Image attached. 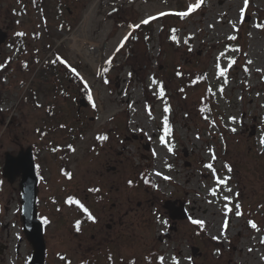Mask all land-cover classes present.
<instances>
[{"label": "rangeland", "instance_id": "1", "mask_svg": "<svg viewBox=\"0 0 264 264\" xmlns=\"http://www.w3.org/2000/svg\"><path fill=\"white\" fill-rule=\"evenodd\" d=\"M198 1L0 0L8 33L0 47V164L5 151L34 148L48 258L61 252L77 262L104 242L110 251L95 257L111 253L114 264H125L120 257L131 264H264V28L257 27L264 0L246 7L244 0H207L176 14ZM83 42L97 47L96 66L80 53ZM53 48L79 65L89 91H79L56 55L50 61L58 71L43 77L40 65ZM29 85L43 86L39 107L22 100ZM80 125L83 133L60 160L68 129ZM18 182L0 181V264H26L31 256ZM97 188L103 199L92 214L99 221L76 234L73 204ZM166 199L188 212L169 239L162 236Z\"/></svg>", "mask_w": 264, "mask_h": 264}, {"label": "water", "instance_id": "2", "mask_svg": "<svg viewBox=\"0 0 264 264\" xmlns=\"http://www.w3.org/2000/svg\"><path fill=\"white\" fill-rule=\"evenodd\" d=\"M247 19L249 18L247 17ZM0 36H2L1 33ZM19 173L22 174L20 187L22 190L21 217L23 230L33 248L32 256L28 264H43L45 258V241L41 221L37 218L36 213L37 176L29 148L20 151L16 156L6 153L3 175L10 181H13V177ZM169 211L170 215L175 218H185L187 216V212L182 205L176 207L175 210L169 208ZM193 250L196 251L198 248L193 247Z\"/></svg>", "mask_w": 264, "mask_h": 264}, {"label": "flooded vegetation", "instance_id": "3", "mask_svg": "<svg viewBox=\"0 0 264 264\" xmlns=\"http://www.w3.org/2000/svg\"><path fill=\"white\" fill-rule=\"evenodd\" d=\"M0 28H2V27H0ZM2 29H4V28H2ZM42 91H43V89L42 90L40 89L38 93H41ZM36 98L38 99V95L36 96ZM47 112L49 114L50 113V110H48ZM80 127L82 128L83 126L81 125ZM52 128H53L52 130H54V126H52ZM52 130L49 129V131H52ZM55 130H57V129H55ZM45 133H46V131L43 130V131H41L40 135L43 136ZM28 147H30L31 150H33V154L35 155L36 152L34 151V148L31 145H28ZM43 147L46 148V147H48V145L47 146L46 145H43ZM54 147L57 148L56 146H54ZM22 149H23V147L21 146L14 154H18L20 152V150H22ZM56 152L57 151H55L54 153H56ZM17 178H19V177L17 176L16 179ZM88 195H90V197ZM88 198H91L92 201L91 200H86ZM102 199H103V197L101 195V190H99L97 188V189H95L93 191H90L84 197V201L81 202L82 204L80 206V209L82 210L83 207H86L88 209L91 208L92 211H93L94 210L93 206L94 205L97 206V205L101 204V200ZM102 203H105V202H102ZM168 204H169L168 206L171 205L170 207L175 208V201L174 200L173 201H168ZM163 205H165L164 202H163ZM56 208H57V212L61 211L60 206L57 205ZM111 208H115V203L112 204ZM88 218H89L90 222H93V224H96L99 221V218L96 219V216H94V214H92V213H91V215L88 216ZM100 220H101V218H100ZM167 220H168V224L166 225V229L163 232V235L162 236H164L166 239H169L170 238V235H171V231L172 230H175V219L170 218L169 212H168V219ZM112 227H113L112 223H107L106 224V229L108 231H111L113 229ZM83 228L84 227H79L78 228V231L75 230L76 231V234H81V232L83 231ZM118 234L119 233H117V232L108 233L110 239L116 237ZM95 238L96 237L94 236L93 239H95ZM160 238H162V237H160ZM46 240H47V238H46ZM102 243H104V242H102ZM101 244H98L95 247V249H91V250H88L87 251V252H89V255H91V256H87L85 258H80V259L77 260V262H74L72 258H69L67 256V254L58 252L57 254L54 255V257H55L54 259L48 258V255H47L46 263L45 264H114L115 259H114V256H112L111 253H107L106 256H97V257H105V258H96L95 257L97 255L96 254V251L97 250H103V249L109 248V247H107V245H108L107 243H106V245L104 247L100 246ZM107 251H110V249H107L106 252ZM120 259L125 264H131L130 259L127 260L125 257H120ZM144 261L146 263L156 262L157 264H164L160 258H145Z\"/></svg>", "mask_w": 264, "mask_h": 264}, {"label": "snow or ice", "instance_id": "4", "mask_svg": "<svg viewBox=\"0 0 264 264\" xmlns=\"http://www.w3.org/2000/svg\"><path fill=\"white\" fill-rule=\"evenodd\" d=\"M247 4H248V0H244L245 7L247 6ZM199 6H200V4L197 3L195 5L190 6L187 12H179V13H176V14L179 15L180 17H185V16L188 15L189 12L194 11ZM164 14L165 13H160V15H164ZM240 15H241V17H243V15H244V8H242L240 10ZM153 18L154 17H150L149 19H153ZM148 22H149V20H147V19L141 21V23H144V24H147ZM136 27H139V25H136ZM257 27L264 28V24H258ZM20 35H23V33H20ZM125 39H127V37H125ZM173 39H175V37H173ZM230 39H235V37H230ZM58 59H59V57H58ZM62 62L63 63H67L66 61H62ZM249 63H251V61H249ZM0 67H2V65H0ZM72 71L75 72L76 70L73 68ZM223 72H224V69H221V73L222 74H223ZM89 99H91V96H89ZM93 106H95V105H93ZM168 110L169 109L166 107L165 108V111H168ZM164 125H165L164 132H165V134H168L170 132V126L168 125L167 117H165V119H164ZM233 131H235V129H233ZM99 139L104 140V139H107V137L106 136H100ZM160 140H161L162 143H164L165 142L164 136H161L160 137ZM261 143H264V140H261ZM167 146H168V150L169 151H172V146L171 145H167ZM69 147H71V146H69ZM153 154L155 155V152ZM207 167L209 169H211L212 168V165L209 164V165H207ZM165 178L167 179V177H165ZM218 182L219 183H225V181H223V180H218ZM131 183H132V181H129V184H131ZM225 199H228V197H225ZM236 215H240V213L237 212ZM193 223L203 225L204 222L202 220H194ZM77 224H79V222H77ZM252 227H256L255 223H252Z\"/></svg>", "mask_w": 264, "mask_h": 264}, {"label": "bare ground", "instance_id": "5", "mask_svg": "<svg viewBox=\"0 0 264 264\" xmlns=\"http://www.w3.org/2000/svg\"><path fill=\"white\" fill-rule=\"evenodd\" d=\"M73 39V42H76V38L71 36ZM75 47H78L76 43H74ZM80 53L84 55L89 61H91L94 65L97 63V54H98V49L96 46L83 42L80 47H78Z\"/></svg>", "mask_w": 264, "mask_h": 264}, {"label": "trees", "instance_id": "6", "mask_svg": "<svg viewBox=\"0 0 264 264\" xmlns=\"http://www.w3.org/2000/svg\"><path fill=\"white\" fill-rule=\"evenodd\" d=\"M206 1H207V0H202V2L200 3V6H204L205 3H206ZM200 6H199V7H200Z\"/></svg>", "mask_w": 264, "mask_h": 264}]
</instances>
